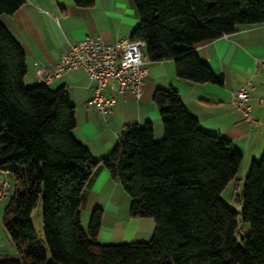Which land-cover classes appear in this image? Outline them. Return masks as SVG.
<instances>
[{"label":"trees","instance_id":"16d2710c","mask_svg":"<svg viewBox=\"0 0 264 264\" xmlns=\"http://www.w3.org/2000/svg\"><path fill=\"white\" fill-rule=\"evenodd\" d=\"M133 1L139 23L130 37L145 41L151 61L172 59L176 75L195 82L224 79L195 44L264 24V0ZM24 2L0 0V170L14 180L3 223L18 248L0 254V264H264V152L250 164L236 211L222 193L242 151L226 134L202 128L176 88L158 87L163 137L151 121L126 124L112 151L95 158L74 134L66 86L25 82V50L3 20ZM99 163L131 197V216L154 217L148 241H99L101 207L83 227L84 191ZM39 203L41 238L32 220Z\"/></svg>","mask_w":264,"mask_h":264},{"label":"crops","instance_id":"0c3cea01","mask_svg":"<svg viewBox=\"0 0 264 264\" xmlns=\"http://www.w3.org/2000/svg\"><path fill=\"white\" fill-rule=\"evenodd\" d=\"M3 20L25 50V82L28 85L40 82L38 66L53 68L69 46L86 34L102 35L111 42L129 37L139 23L133 0H95L90 6H78L74 0H25L15 12L3 15ZM194 47L216 72L223 75L222 83L180 78L172 59L149 60V72L140 96L121 93L114 80L109 82L106 93L115 96L116 102L107 114L89 101L94 83L85 69L69 70L49 84L52 87L65 85L68 89L76 107L74 134L97 159L112 151L126 124L143 125L151 121L155 137L161 138L164 127L153 93L158 87H174L202 128L229 136L243 153L242 163L246 160L250 166L252 160L260 158L264 152V101L259 100L264 96V24H240L234 32L198 42ZM248 81H251L250 116L257 119L256 123L250 122L236 101V91ZM3 179L13 177L0 170V181ZM12 192L0 202V254L18 253L3 223ZM126 193L121 182L99 163L86 185L82 204V208L89 211L102 208L99 241L112 242L117 238L118 225L121 227L118 239L124 242L152 237L154 230L142 223V217L128 215L116 226L105 222L106 211L120 212L127 201Z\"/></svg>","mask_w":264,"mask_h":264},{"label":"built area","instance_id":"2783aa9c","mask_svg":"<svg viewBox=\"0 0 264 264\" xmlns=\"http://www.w3.org/2000/svg\"><path fill=\"white\" fill-rule=\"evenodd\" d=\"M149 60L146 43L141 38L132 39L129 36L109 42L102 35L86 34L69 46L53 68L38 66L37 76L40 82L49 84L55 77L69 70L85 69L94 83L89 101L107 114L112 111L116 102L115 96L106 93L109 82L114 80L121 93L130 92L140 96L148 76ZM250 83L251 81H248L239 87L235 95L237 105L245 116L250 122L256 123L257 119L250 116ZM259 100L264 101V96ZM11 187L8 179L0 181V202L9 195Z\"/></svg>","mask_w":264,"mask_h":264},{"label":"rangeland","instance_id":"374dc122","mask_svg":"<svg viewBox=\"0 0 264 264\" xmlns=\"http://www.w3.org/2000/svg\"><path fill=\"white\" fill-rule=\"evenodd\" d=\"M246 162H247L246 160L243 161V163L241 164L235 178L228 184V186L224 189V191L222 193L223 198L226 199L228 201V203L232 206V208H234L236 211L241 210V203L237 200V195L239 193H241V191H242L244 179H245V176H246V174L249 170V167H250V166H248L249 162H247V163ZM246 164H247V166H246ZM9 181L12 184V187L10 190V193H11L13 190V187H14V180L10 179ZM10 193L8 196H10ZM126 196H127L128 202L125 200V203L121 206L120 212L115 213V212H110L109 210L106 211V215L104 218L105 222L109 223L112 226H116L117 222L119 224H121L123 221H125L126 217H128V215H130L131 197L127 193H126ZM41 210H42V207H41V204L39 203L32 211V220L34 223V227H35L36 232L40 238L43 236V222H42ZM93 210L94 209L89 211L86 208H82V221L81 222H82L83 227L86 229L88 228ZM142 218L144 219V221H142V223L144 225L149 226L152 230L155 229L156 221H155L154 217L143 216ZM102 219H103V216H102ZM115 220H117V221H115ZM240 227H242L243 229H249V224L242 222ZM118 229L121 230V227L119 225H118L117 229L115 230V231H117V233H116L117 238L116 237L113 238L112 242H109L108 240H105V241L100 240V241L103 243H121V242H124L123 240L118 239V236L121 235V233L119 232ZM105 230H107V228ZM146 240H147V238H145L143 240H138V241H146Z\"/></svg>","mask_w":264,"mask_h":264}]
</instances>
